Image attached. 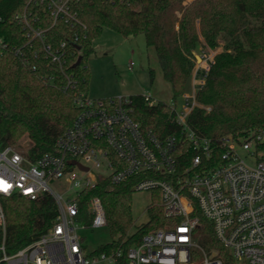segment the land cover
Instances as JSON below:
<instances>
[{"label": "built area", "instance_id": "built-area-1", "mask_svg": "<svg viewBox=\"0 0 264 264\" xmlns=\"http://www.w3.org/2000/svg\"><path fill=\"white\" fill-rule=\"evenodd\" d=\"M103 1L133 4L141 0ZM78 2L28 0L24 10L14 16L27 38L24 48H31L35 56L43 54L59 68L62 81L54 75L45 78L64 91L77 88L75 59L83 55V49L71 47L81 45V33L88 31L75 9ZM60 22L74 34L53 44L48 33ZM0 45L8 47L3 38ZM213 51L199 48L189 85L179 97L182 102L167 103L172 121L180 127V137L161 138L144 129L133 117L136 95L95 99L77 90L73 99L78 114L56 140L54 152L33 160L12 145L0 148V264H191L196 249L204 252L202 264H224L199 241L197 208L238 264H264V133L253 132L241 141L232 135L223 137L220 161L210 166L216 146L189 124L195 108L211 110L197 96L222 52ZM15 53L28 61L25 50L17 48ZM137 95L149 106L159 102L148 89ZM188 150L195 155L182 165ZM103 168L106 171H101ZM103 177L116 184L133 178L135 191H159L164 215L171 222L146 233L140 244L127 250L86 254L79 234L80 228L86 227L78 224L82 219L80 196ZM56 187L72 189L75 194L65 197ZM45 194L58 206L53 225L34 242L8 253L4 199L19 195L37 200ZM87 213L92 218L88 227L108 225L99 197L88 202Z\"/></svg>", "mask_w": 264, "mask_h": 264}, {"label": "trees", "instance_id": "trees-1", "mask_svg": "<svg viewBox=\"0 0 264 264\" xmlns=\"http://www.w3.org/2000/svg\"><path fill=\"white\" fill-rule=\"evenodd\" d=\"M27 2L0 0V38L8 44L7 48L0 45V148L26 136L29 145L23 153L30 159L56 150V140L78 114L74 92L88 94L86 58L94 51V41L105 28L125 37L145 36L147 46L154 48L157 54L165 80L172 86L174 100L189 85L199 48L216 50L223 46L197 96L201 103L211 106V110L197 107L189 117L191 128L212 139L216 146V158L210 160V166L220 161L219 142L223 137L232 135L241 141L253 132L264 133V0H141L133 4L79 0L75 9L88 31H80L82 46L71 47L80 46L83 55L75 59L77 88L66 91L45 78L54 75L58 82L62 81L59 68L43 54L35 56L31 48H24L27 38L14 16L24 10ZM46 25H49L47 17ZM73 34L70 26L60 22L49 31L48 41L56 44ZM17 48L26 51L27 62L24 56L15 53ZM154 76L152 70L151 80ZM135 99L133 117L144 129L152 130L161 138L180 137V127L172 121L166 102L149 106L141 95H136ZM194 155L195 151L188 150L181 164H188ZM134 182L131 178L116 184L103 177L95 187L81 193V220L91 223L88 202L99 197L110 228L111 241L93 253L127 250L140 244L146 233L171 222L164 215L161 194L155 190L148 208V221L136 226L132 211ZM4 207L8 253L40 238L51 228L58 214L57 203L48 194L37 200L14 195L4 199ZM194 214L200 219L197 229L200 243L209 251L215 250L224 264H238L230 250L218 240L212 223L198 208ZM134 226L136 230L132 231ZM196 255L197 251L192 257Z\"/></svg>", "mask_w": 264, "mask_h": 264}, {"label": "rangeland", "instance_id": "rangeland-1", "mask_svg": "<svg viewBox=\"0 0 264 264\" xmlns=\"http://www.w3.org/2000/svg\"><path fill=\"white\" fill-rule=\"evenodd\" d=\"M217 51H223V47L220 46ZM86 63L89 69L88 94L92 98L104 99L120 95H137L148 89L159 101L170 104L174 100L172 86L163 76L157 54L154 48L147 46L143 34L125 37L115 30L105 28L94 41V51L86 58ZM152 70L155 73L153 80H151ZM177 100L178 103L182 102V98ZM28 145L29 138L24 136L12 146L23 153L27 150ZM101 171H106V169L103 168ZM56 188L62 193L64 192L65 197L68 194L71 196L75 194L72 189L68 190L66 187ZM152 202V191H134L132 211L136 226L148 221V208ZM78 224L86 225L79 230L86 254L94 252L100 246L111 241L108 225L92 228L88 227L84 220H79ZM134 230H136L135 226L132 231ZM196 250V258H193L191 264H202L204 252L200 249ZM205 251L217 254L213 249L210 251L205 249Z\"/></svg>", "mask_w": 264, "mask_h": 264}, {"label": "water", "instance_id": "water-1", "mask_svg": "<svg viewBox=\"0 0 264 264\" xmlns=\"http://www.w3.org/2000/svg\"><path fill=\"white\" fill-rule=\"evenodd\" d=\"M81 47L80 46H78V49H80ZM80 166V168H82V169H84V170H87L88 168H86V167H84V166H82V165H79Z\"/></svg>", "mask_w": 264, "mask_h": 264}]
</instances>
